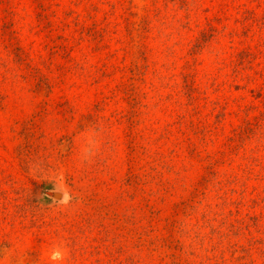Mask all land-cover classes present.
<instances>
[{
    "label": "rangeland",
    "instance_id": "374dc122",
    "mask_svg": "<svg viewBox=\"0 0 264 264\" xmlns=\"http://www.w3.org/2000/svg\"><path fill=\"white\" fill-rule=\"evenodd\" d=\"M0 264H264V0H0Z\"/></svg>",
    "mask_w": 264,
    "mask_h": 264
},
{
    "label": "water",
    "instance_id": "95a60500",
    "mask_svg": "<svg viewBox=\"0 0 264 264\" xmlns=\"http://www.w3.org/2000/svg\"><path fill=\"white\" fill-rule=\"evenodd\" d=\"M59 193V192H58ZM49 194L51 195H55V196H59V194H57V191H50Z\"/></svg>",
    "mask_w": 264,
    "mask_h": 264
}]
</instances>
